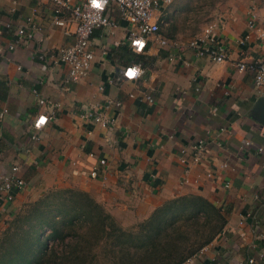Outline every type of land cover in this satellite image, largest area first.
Instances as JSON below:
<instances>
[{
	"label": "crops",
	"instance_id": "crops-1",
	"mask_svg": "<svg viewBox=\"0 0 264 264\" xmlns=\"http://www.w3.org/2000/svg\"><path fill=\"white\" fill-rule=\"evenodd\" d=\"M257 3L231 0L198 7L196 0H174L156 12L165 23L161 36L169 40L188 42L217 25L227 50L223 63L152 39L144 53H136L129 41L131 25L113 8L116 26L92 35L95 60L88 77L66 87L67 66L33 58L38 51L56 56L71 43L52 23V1L0 0V27L27 26L32 18L44 29L33 41L0 55V113L8 110L0 120V178L17 166L26 182L13 202L0 200V234L24 205L54 189L87 192L124 228L147 220L168 201L200 196L220 210L225 226L189 264H249L251 259L264 264V152L258 151L264 148V93L255 88L253 73L236 68L242 60L253 63L264 55V6ZM254 5L258 22L250 30L248 11ZM200 10L207 12L204 19L197 16ZM12 40L7 32L0 45ZM135 65L146 74L128 80L124 71ZM109 101L122 103L104 110L116 120L114 126L103 128L82 117L90 105ZM51 103L61 105L57 117L37 132L33 125ZM36 134L40 139L33 141ZM199 139L207 142L203 163L181 164V150ZM94 169L97 179L90 176ZM184 178L190 183L182 184ZM246 214L250 217L244 220Z\"/></svg>",
	"mask_w": 264,
	"mask_h": 264
},
{
	"label": "trees",
	"instance_id": "trees-1",
	"mask_svg": "<svg viewBox=\"0 0 264 264\" xmlns=\"http://www.w3.org/2000/svg\"><path fill=\"white\" fill-rule=\"evenodd\" d=\"M224 226L220 210L200 196L168 201L126 229L87 192L54 189L12 220L0 264H184Z\"/></svg>",
	"mask_w": 264,
	"mask_h": 264
},
{
	"label": "built area",
	"instance_id": "built-area-1",
	"mask_svg": "<svg viewBox=\"0 0 264 264\" xmlns=\"http://www.w3.org/2000/svg\"><path fill=\"white\" fill-rule=\"evenodd\" d=\"M51 1L54 5L52 23L60 27L64 34L71 38V43L56 56H49L46 52L38 51L33 55V58L43 62L50 59L55 63L67 66L68 72L64 80L66 87L79 83L88 77L95 60V51L91 46L92 35L98 29L104 27L114 28L116 26L110 16L113 8H116L123 22L131 25L129 41L136 53H144L149 40L152 39L162 47H171L179 51L192 50L197 57H208L215 63L226 61L227 50L217 36V25L215 24L208 25L199 35L188 42L169 40L161 36L162 27L165 23L156 17V12L162 7L173 5L174 0H85L81 4H74L72 0ZM27 22V26L19 28H14L11 23L0 27V39L7 32H11L13 37L11 43L6 47L0 45V55L5 50L14 51L22 44L33 41L44 31L42 26L33 23L32 18H28ZM257 22L258 15L254 6L248 11L249 29L255 30ZM249 38V36H246L239 43L245 45ZM39 42L43 43L44 39L40 38ZM236 68L239 72L249 71L253 73L255 88L259 92L264 93V55L253 63H247L242 60L236 64ZM145 74L146 71L142 65H135L124 71V77L131 81H138ZM110 83L112 82L110 81ZM100 90L103 91L104 87H101ZM131 98H134V96L131 95ZM147 98L150 102L153 101L151 97ZM60 106L59 103H51V109L48 114L40 115L36 119L33 125L34 129L40 132L49 122L56 119ZM121 106L122 103L113 101H109L104 105L92 104L83 112L82 117L86 121L93 122L103 128H110L115 125L116 120L106 117L104 110L111 107L119 109ZM7 113L8 110L0 113V120ZM39 139V134L32 136L33 141H38ZM251 146L252 143L250 141L245 142V148ZM207 149V142L204 139H199L181 150L179 160L183 165L202 164L207 155ZM258 151L263 153L264 148H259ZM100 163L104 166L106 161L102 160ZM223 167H227V165ZM18 171L19 167L15 166L11 174L0 178V200L13 202L15 199L14 192L22 191L26 188V182L18 176ZM98 175V169H94L90 174L93 179H97ZM207 176L212 178L213 174L209 172ZM189 183L188 178L182 180V184ZM248 217H250V214H246L244 220ZM193 258L184 264H189ZM261 258L264 259L263 256ZM249 264H255V260L251 259Z\"/></svg>",
	"mask_w": 264,
	"mask_h": 264
},
{
	"label": "rangeland",
	"instance_id": "rangeland-1",
	"mask_svg": "<svg viewBox=\"0 0 264 264\" xmlns=\"http://www.w3.org/2000/svg\"><path fill=\"white\" fill-rule=\"evenodd\" d=\"M231 0H196V2L198 3L197 5H198V7H200V6H203V5H206L207 4V6L209 5H214V4H218V3H220V4H226V3H228V2H230ZM257 6L258 5H260V6H264V0H257ZM256 5H254L255 7H256ZM256 10H257V7H256ZM198 12H201V14H197V16H200L201 17V19H204L202 16H206V14H207V12L206 11H203V10H200V11H198ZM170 27L168 26L164 31L166 32V33H169L168 31V29H169ZM26 209V208H25ZM24 211V210H23ZM15 218H13L12 220H14ZM12 220L8 223V225H7V227H6V229L0 234V241H2L4 238H5V236H6V233H7V230H8V228H9V225H10V223L12 222ZM141 223V222H140ZM138 224L139 223H137L136 225H132V227L131 226H127V228L126 229H132V228H134V227H137L138 226ZM5 246H6V243H3V244H1L0 243V250H2V249H4L5 248ZM104 260L102 259L101 261H99V263H102Z\"/></svg>",
	"mask_w": 264,
	"mask_h": 264
},
{
	"label": "water",
	"instance_id": "water-1",
	"mask_svg": "<svg viewBox=\"0 0 264 264\" xmlns=\"http://www.w3.org/2000/svg\"><path fill=\"white\" fill-rule=\"evenodd\" d=\"M262 109H264V99H262ZM262 119L264 120V112H263V115H262Z\"/></svg>",
	"mask_w": 264,
	"mask_h": 264
}]
</instances>
